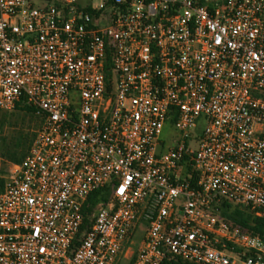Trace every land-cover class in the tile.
<instances>
[{"label":"built area","instance_id":"built-area-1","mask_svg":"<svg viewBox=\"0 0 264 264\" xmlns=\"http://www.w3.org/2000/svg\"><path fill=\"white\" fill-rule=\"evenodd\" d=\"M28 106L0 264H120L140 226L130 264H264L220 208L264 218V0H0V109Z\"/></svg>","mask_w":264,"mask_h":264},{"label":"trees","instance_id":"trees-1","mask_svg":"<svg viewBox=\"0 0 264 264\" xmlns=\"http://www.w3.org/2000/svg\"><path fill=\"white\" fill-rule=\"evenodd\" d=\"M26 113L34 115V109L32 107H18ZM6 126V122L0 117V190L3 188L7 171L1 168V161L5 163H14L21 161L33 140L34 132L30 133L21 126L16 125L17 131H14L10 136H2V131ZM20 127V128H19ZM103 191H97L93 193L89 199L93 205L99 203L103 199ZM221 215L227 218L235 225H240L244 230L252 234L263 235L264 234V218L253 219L249 214L243 211L238 206L225 202L222 204ZM173 264H183L181 262H174Z\"/></svg>","mask_w":264,"mask_h":264},{"label":"rangeland","instance_id":"rangeland-1","mask_svg":"<svg viewBox=\"0 0 264 264\" xmlns=\"http://www.w3.org/2000/svg\"><path fill=\"white\" fill-rule=\"evenodd\" d=\"M0 117L3 118L6 122V126L2 131V136H10L14 131H17L18 128L15 127L16 125L21 126L30 133H33L39 126V122H40L35 115L26 113V111H23L18 108L10 111L0 109ZM194 134L195 137H198L200 131H195ZM179 137L180 134L175 129V127L170 124H167L163 130L161 139L163 142H165V147L168 148L173 144H175V141ZM197 139L199 138H196L195 140L191 141V145H193L194 147L198 146ZM10 164L11 163H5L1 161V168L5 169V171L8 172L10 168ZM143 234H144V229L143 227L140 226L134 237L135 242L132 246V249L129 250L128 255L121 260L120 264H130L132 257L135 255V253L139 251Z\"/></svg>","mask_w":264,"mask_h":264}]
</instances>
